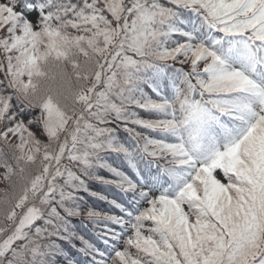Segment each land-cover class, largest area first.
I'll return each instance as SVG.
<instances>
[{
	"label": "snow or ice",
	"instance_id": "1",
	"mask_svg": "<svg viewBox=\"0 0 264 264\" xmlns=\"http://www.w3.org/2000/svg\"><path fill=\"white\" fill-rule=\"evenodd\" d=\"M0 264H264V0H0Z\"/></svg>",
	"mask_w": 264,
	"mask_h": 264
},
{
	"label": "trees",
	"instance_id": "2",
	"mask_svg": "<svg viewBox=\"0 0 264 264\" xmlns=\"http://www.w3.org/2000/svg\"><path fill=\"white\" fill-rule=\"evenodd\" d=\"M89 203H90V201H89ZM98 207H100L101 209H105V210H107L109 206H108L107 204H105L104 202H100V203L98 204ZM90 228H91V226H89L88 229H84L83 227H81V231H82V233H83L84 235L90 237V236H91Z\"/></svg>",
	"mask_w": 264,
	"mask_h": 264
}]
</instances>
